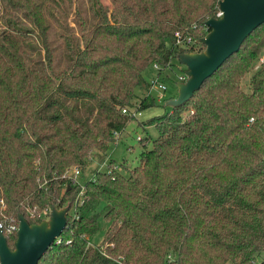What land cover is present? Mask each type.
<instances>
[{
    "label": "trees",
    "instance_id": "trees-1",
    "mask_svg": "<svg viewBox=\"0 0 264 264\" xmlns=\"http://www.w3.org/2000/svg\"><path fill=\"white\" fill-rule=\"evenodd\" d=\"M1 1L4 230L20 213L38 223L71 203L61 240L38 264H264V61L251 91L242 86L264 49V23L191 99L148 119L158 136L150 149L149 137L139 140L138 165L111 159L83 186L68 169L83 173L91 151L106 152L135 118L132 109L153 105L148 94L135 104L149 90V67L161 72L180 52L204 49L219 0ZM178 31L193 45H178ZM16 237L7 236L12 248Z\"/></svg>",
    "mask_w": 264,
    "mask_h": 264
},
{
    "label": "water",
    "instance_id": "water-1",
    "mask_svg": "<svg viewBox=\"0 0 264 264\" xmlns=\"http://www.w3.org/2000/svg\"><path fill=\"white\" fill-rule=\"evenodd\" d=\"M220 17H211L205 25L208 32L201 38V51H182L178 60L186 65L187 79L178 83V95L166 101L178 107L200 89L223 62L237 52L244 40L264 23V0H219ZM71 203L53 205L50 215L31 223L23 213L18 216L17 237L13 248L0 229V264H38L68 226Z\"/></svg>",
    "mask_w": 264,
    "mask_h": 264
},
{
    "label": "rangeland",
    "instance_id": "rangeland-1",
    "mask_svg": "<svg viewBox=\"0 0 264 264\" xmlns=\"http://www.w3.org/2000/svg\"><path fill=\"white\" fill-rule=\"evenodd\" d=\"M104 2H109V0H104ZM7 7L0 0V30L4 27V22L2 16L6 12ZM73 25L74 23L71 22ZM60 29L56 27L52 30V35L57 38L61 43L62 37L60 36ZM31 42L35 45H40L41 42L37 36H33ZM59 48H63L62 46ZM62 51V50H61ZM264 61V49L261 53L260 59L257 61L256 65L247 75L245 76L242 86L247 92L251 91V77L253 73L259 68L261 63ZM186 71V65L182 64L177 58H173V64L160 72V68L151 66L145 72V78L149 82L151 78L160 75V80L166 85L164 95L162 98L159 97L160 92L154 91L152 97L154 98V103L152 106L145 109L134 108L132 109L135 113V118H133L126 127L124 134H120V138L112 142L109 149L106 152H102L97 149H93L89 155V164L85 171H81L80 175L75 178L77 183L83 184L89 179H92L98 170H107L108 163L111 159L115 161V164H120L126 162L130 168L139 164V155L144 149V144L138 140V136L149 137L150 140L147 142V149L152 148V140L158 136V130L154 124L147 123L148 119L171 111L172 107L166 105V101L174 98L178 95V83L180 82L179 76H182ZM147 94L146 89L139 90V97L136 100V105H140L141 100ZM129 133V135H126ZM120 169V167H118ZM122 170V169H121ZM74 180V182H75ZM83 194L80 193L79 199H82ZM71 209V208H70ZM49 217V216H48ZM108 229L107 223L102 222V229L95 235L94 239L96 243L100 246H104L106 242V232ZM93 243V242H92ZM260 259H256L255 264H259ZM226 264H232L231 261Z\"/></svg>",
    "mask_w": 264,
    "mask_h": 264
},
{
    "label": "built area",
    "instance_id": "built-area-1",
    "mask_svg": "<svg viewBox=\"0 0 264 264\" xmlns=\"http://www.w3.org/2000/svg\"><path fill=\"white\" fill-rule=\"evenodd\" d=\"M221 15H222V12H221L220 9H219L218 12H217L216 17H220ZM205 28L207 29L206 25H205ZM207 30H208V29H207ZM175 36H176V39H177V44H178V45H181V46H183V47H190V46H192L193 43H194V39H193L192 35H190V34H186V35H184L182 32H179V31H178V32L175 33ZM175 57L178 59L177 56H175ZM154 66H155L156 68L159 67L157 64H155ZM186 79H187V75L185 74V72H184V74H183L182 76H179V80H180V81H185ZM165 89H167V87H166V85L160 80V75H159V76H157V77H153V78H151V80L149 81V90H148L147 94H148V95H152L153 92L156 90V91L160 92L159 97L162 98L163 95H164V92H163V91H164ZM123 112H127V109H123ZM191 113H192V112H191ZM120 134H121V133H119V132H117V131L114 132V136H115V139H116V140L119 139ZM140 139H142V137L138 136V140H140ZM116 167L118 168V166H116ZM80 173H81L80 168H79L78 166H73V167H71L70 169H68L66 175L69 176V177H71L72 180L74 181L75 178H77V177L80 175ZM75 183H77L76 180H75ZM84 191H85V190H84V188H83L82 191H81V193L84 194ZM30 215H31V216H34L35 213H34V212H31ZM18 225H19V221H18L17 224H10V225H8V226L5 228V230H4V227H5V226H4V223L1 222V223H0V229L3 231V233H4V234L6 235V237H7L8 235H11V234H13L14 232H17V230H18ZM56 240H57V242H59V241L61 240V238L58 237ZM169 258L172 259V258H173V255H169ZM255 263H256V260L253 261V264H255Z\"/></svg>",
    "mask_w": 264,
    "mask_h": 264
},
{
    "label": "crops",
    "instance_id": "crops-1",
    "mask_svg": "<svg viewBox=\"0 0 264 264\" xmlns=\"http://www.w3.org/2000/svg\"><path fill=\"white\" fill-rule=\"evenodd\" d=\"M126 131V128H125V130L122 132V134H124V132ZM126 135H129V133H127ZM120 138V137H119Z\"/></svg>",
    "mask_w": 264,
    "mask_h": 264
}]
</instances>
